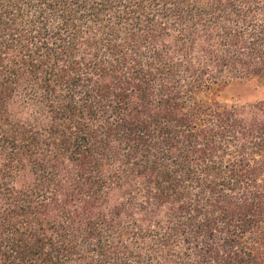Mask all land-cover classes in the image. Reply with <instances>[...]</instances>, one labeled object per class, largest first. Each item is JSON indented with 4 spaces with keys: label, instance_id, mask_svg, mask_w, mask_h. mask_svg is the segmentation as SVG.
<instances>
[{
    "label": "trees",
    "instance_id": "trees-1",
    "mask_svg": "<svg viewBox=\"0 0 264 264\" xmlns=\"http://www.w3.org/2000/svg\"><path fill=\"white\" fill-rule=\"evenodd\" d=\"M0 264H264V0H0Z\"/></svg>",
    "mask_w": 264,
    "mask_h": 264
},
{
    "label": "rangeland",
    "instance_id": "rangeland-1",
    "mask_svg": "<svg viewBox=\"0 0 264 264\" xmlns=\"http://www.w3.org/2000/svg\"><path fill=\"white\" fill-rule=\"evenodd\" d=\"M225 96L228 100H253L250 89L246 85H238L225 90Z\"/></svg>",
    "mask_w": 264,
    "mask_h": 264
}]
</instances>
